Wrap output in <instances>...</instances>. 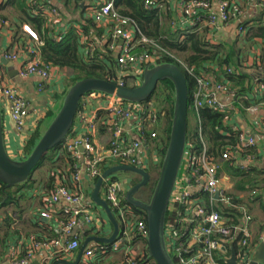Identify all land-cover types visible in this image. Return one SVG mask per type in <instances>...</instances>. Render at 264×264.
Segmentation results:
<instances>
[{
    "label": "built area",
    "instance_id": "built-area-1",
    "mask_svg": "<svg viewBox=\"0 0 264 264\" xmlns=\"http://www.w3.org/2000/svg\"><path fill=\"white\" fill-rule=\"evenodd\" d=\"M115 4L116 0H95V5L89 9L95 22L98 25H104L109 34H112L108 45L112 53L115 54L119 41L124 43L118 55L115 54L120 67V79L117 84L126 87V81L122 78L131 76L132 79L129 82L139 85L145 69L160 65L162 55H170L156 41L140 33L133 20L120 15ZM144 4L148 9L160 7L154 0H144ZM211 5L209 0H183L181 12L189 22V27L185 31H199L203 27H207L212 32L219 31L225 26L236 23L242 16L241 9L227 1H220L217 14L212 13ZM43 15L50 22L53 21L55 24L60 22L61 15L56 8L45 9ZM1 24L4 23L0 21V30ZM237 26L238 37L245 35L246 28L241 26V23ZM22 28L29 38V44L15 51L6 46H0V57L10 62L21 60L22 65L18 76L22 81L37 78L36 92L41 95L50 87L55 74L60 70L43 61L41 48L44 44L39 34L29 24H24ZM59 38L61 39V36ZM84 42L87 47L86 54L93 56L96 49L90 42V38L85 37ZM182 65L196 80V90L193 94V109L196 112L205 108L230 114L236 111L234 92L226 80L217 82L215 76L207 72L196 75L194 68ZM258 70L264 72V63H258ZM227 73L232 74L233 70L229 69ZM222 95L231 96L233 103H222L220 100ZM0 99L1 103L8 105L11 120L18 134H22L32 117L30 101L18 87L7 83L2 75ZM81 103L82 109L78 111L75 123L78 122L85 129L86 134L83 137L69 134L65 141L66 151L78 163L77 172L74 175L76 191L71 192L67 187L60 185L49 198L51 204H57L60 201L68 203L70 208L67 212L70 219L62 225L63 233L60 239L50 244L36 242L25 256H20L18 250H10L8 253L10 264H30L34 250L41 247L58 248V253L55 254L58 258L67 257L80 247V236L75 233V230L82 225H93L92 206L88 207L83 203L82 171L88 178L95 180L102 175V167L109 163L122 162L124 165L146 170L159 163L160 158L156 148L160 135L154 129L160 125V120L158 111L152 103H125L115 96L100 93L88 94ZM245 110L250 114L264 116V101L251 104ZM34 113L37 116H35L36 119L34 117L35 122L30 123V126L35 131L40 122V112L35 110ZM100 113L106 114L103 125L112 134V139L107 146L97 143ZM132 120L136 122L137 140H129L125 135V125ZM231 122V129L238 135L239 143L233 153L228 151L224 154V159L236 160L243 153L245 161L251 162L256 139L239 131L231 125ZM207 151L208 146L204 144L202 152L195 155L191 152V147L187 145L170 202V208L176 211L177 217L174 222L166 224L167 250L178 264H228L231 258L230 245L234 244L236 264H250L256 249L251 230L253 216L244 206L238 205L235 197L223 186L220 176L222 166L208 160ZM241 169L246 168L241 167ZM121 193L122 187L118 182H112L105 187L106 200L124 229L134 228L142 238L148 239L147 224L144 221L129 219L130 211L124 206ZM217 205L231 208L244 216L238 224L227 225L226 220L216 209ZM41 216L51 218L47 211ZM123 240V238L118 239L114 248L122 245ZM258 242L259 244L264 242V225ZM109 251L108 246H98L87 251L86 257L105 255ZM139 257L133 252H127L122 264H139L141 259ZM148 264L154 263L152 261Z\"/></svg>",
    "mask_w": 264,
    "mask_h": 264
},
{
    "label": "trees",
    "instance_id": "trees-1",
    "mask_svg": "<svg viewBox=\"0 0 264 264\" xmlns=\"http://www.w3.org/2000/svg\"><path fill=\"white\" fill-rule=\"evenodd\" d=\"M51 1L53 2H49L48 0H0V21L4 23L1 24L2 28L12 34V40L18 46L28 42L22 28L24 24H29L39 34L44 44L41 48L43 61L66 72V86L64 85L61 95L57 93L55 98L63 102L66 93L73 85L88 78H98L118 83L120 79V67L117 64L116 55L108 49L112 34L110 33L104 37V28L102 29L91 15L88 17L85 16L87 10L86 6L85 8L83 7L85 0ZM227 2L233 4L230 1ZM115 5L120 15L133 20L140 33L156 41L170 55H162V61H159L160 64H174L185 75L190 94L187 145L191 147V152L199 155L198 153L202 152L203 146L206 144L208 146L207 159L214 164L223 165L225 169H230L229 165L234 159L226 160L224 159V154L228 151L233 153L234 148L239 143L238 135L232 131L230 126L232 113H222L210 108L196 112L193 109V94L196 90V80L187 72L182 64L187 65L189 68H194L196 75L207 72L214 75L217 82H221L223 79L226 80L234 92L235 98L239 96L245 98V96L249 95L252 92L253 85L250 74L246 72L248 68L245 67V64L247 56L250 55L254 47L260 45L261 52L264 54V0H260L256 5L261 9L260 15L252 21H255L256 27L250 26L248 28L252 22L241 23V26H244L248 31L246 38L240 39L238 37L234 42H222L219 45L213 44L207 39L208 33L210 32L207 27H203L199 31H174L171 24L173 13L169 9H148L144 4V0H116ZM48 8H56L59 10L61 18L58 24H55L53 21L50 22L43 15L44 10ZM63 25L67 26V28L65 27L66 30H64ZM59 36H61V39ZM85 37H89L90 42L95 46L96 50L93 56L86 54ZM100 41L101 44L99 43ZM229 69L233 70L232 74L227 73ZM122 79L126 81V87L134 88L138 86L137 84L129 82L132 79L131 76ZM262 85L264 86V79L262 80ZM86 97L87 95L81 102ZM261 101H264V96ZM149 103H152L156 111H158V119L160 120V125L154 129L160 135L156 148L160 160L157 165L151 166L148 170L150 174L156 170L155 172L158 174L157 178H151V183L142 189L138 195V199L144 203H149L152 198L160 176L162 162L169 145L175 103L173 84L170 81L159 83L152 97L144 104ZM243 103L248 104V100L243 99ZM81 109L82 103L80 104L79 111ZM57 112L58 110L56 113L51 114V120ZM105 117V113H100L99 133L107 129L103 125ZM192 119L195 120L194 125L191 124ZM73 129L74 127L70 135L74 133ZM41 137L42 132L39 130L36 137L28 142L25 158L31 154ZM60 161L65 162L72 174L77 172L78 163L66 151L65 142L51 150L40 162L35 171L37 172L47 166L53 172L52 174H56L57 184L59 185L53 189L52 193L60 185L64 186L62 180H60L62 177L61 172L53 169ZM115 165L124 164L122 162L106 164L101 169L102 173L107 167ZM112 182L120 183L117 176L112 177L107 183L105 182L103 189H105L107 184ZM35 184L36 181L32 175L31 179L25 184L7 190L8 199L3 205L2 202L4 201L5 195L1 191L0 209H19V204L21 201H24V197L27 195L26 192L24 193V190L26 191L34 187ZM0 185L4 187L3 184L0 183ZM230 194L235 197L238 205L244 206L251 212V206L248 202L241 199L236 193ZM120 196L124 206L130 211L129 219L131 221H144L147 224L145 215L127 204L123 192ZM216 209L220 212L224 220H226L227 225L238 224L244 216L242 213L222 205H217ZM176 217V211L169 208L166 224L174 222ZM69 219L70 216L67 221ZM258 245L259 243L254 238V246ZM2 247L4 250L5 246L2 245ZM139 259V264H148L150 262L147 241H144V247ZM173 260L175 264H178L177 260Z\"/></svg>",
    "mask_w": 264,
    "mask_h": 264
},
{
    "label": "crops",
    "instance_id": "crops-1",
    "mask_svg": "<svg viewBox=\"0 0 264 264\" xmlns=\"http://www.w3.org/2000/svg\"><path fill=\"white\" fill-rule=\"evenodd\" d=\"M48 1L53 2L51 0ZM154 1L158 6H160V9H169L171 13H173L171 22L173 30L176 32L178 30L181 32H185V30L189 27V22L181 12L183 0ZM160 1H162L161 4H163V6L159 4ZM209 1H211L212 3V13L217 14L219 12V3L223 0ZM225 1H230L233 4L239 6L242 11V16L236 23L230 26H225L219 31H210L208 33L207 39L213 44L219 45L222 42H234V40L238 38V23H251L260 15L261 12V9L256 6L260 0ZM94 5L95 0H85V4L83 5V7H87V10L85 12L86 17L92 14L89 8ZM99 26L102 29L104 28V25ZM250 26L256 27L255 21L252 22L248 26V28ZM65 27L67 28L66 25H63V28ZM66 28L64 30H66ZM104 30V37H106L109 35V32L105 28ZM247 33L248 31H246L245 35L240 36V39L246 38ZM27 40V43L18 46L15 44L14 40H12V34H10L9 31L3 28H1L0 30V46H6V48L8 47L12 51L28 45V37ZM99 43L101 44V41ZM123 45V41L118 42V48L115 52L116 55H118ZM261 50L262 49L260 45L254 47L253 51H251L250 55H248L246 58L245 67L248 68L246 72L251 76L253 85L252 92L249 95L245 96V98H241L239 96L238 98L234 99L236 111L232 113V117L230 119V121H232L231 125L238 128L239 131L255 137L256 146L253 149V160L251 162H246L245 155L241 153L239 157L229 165L230 169H225V167L221 165L222 168L220 170V176L222 178L223 186L228 190V192L233 194L236 193L241 199H244L251 206L250 213L252 214L254 220L251 226V230L253 233V237L256 238V242L259 241V237L263 231L264 225V116L259 114H250L245 109L251 104H255L256 102L261 101L264 96V86L262 85L264 72L258 70V63H264V54L263 52H261ZM11 63L13 64L12 67L1 68V75L5 78L7 83L20 89L22 94L30 101L32 107V117L28 121L27 126L25 127V130L22 132V134H18L16 127L11 120L9 107L6 103L2 102L6 148L10 157H12L14 160L20 161L26 159V147L28 145V142L36 137V134L39 130H41L43 135L45 130L54 119L53 118L51 120V114L56 113L57 110L59 111L62 102L59 99L55 98V95L57 93L61 95L64 89L66 72L63 70L58 71L55 74L54 80H52L50 87L46 90L44 95L43 93L41 95H38L36 92L38 79L34 77L32 79L22 81L18 76L22 61L19 60ZM11 73H13L12 76H10ZM52 95H54V97ZM243 99L248 100V104H244ZM220 100L224 104L233 103L231 96L222 95L220 97ZM35 110H38L40 112V122L38 128L34 131L32 126H30V123L33 124L35 122L34 117L37 116L34 113ZM75 124L76 125H74L73 134H76L80 137L85 136V129L80 126L78 122ZM191 124H195L194 119L191 120ZM125 135L129 140H137L138 131L136 122L134 120L126 123ZM111 139L112 134L108 129H106L105 131L98 133L97 143L102 146H107ZM241 167H245L246 169L242 170ZM109 168L111 167H107V169ZM53 169H56L57 172H61L62 177L61 179H59L62 180V184L71 192H75V173L72 174L70 172L65 162L60 161L57 165L54 166ZM52 173L53 172L49 169V167L46 166L33 174V178L36 181V184L32 188L26 191L24 190V193L26 192L27 195L26 197H24V201H21V203L19 204V209H0V264H10L8 260V253L12 249L18 250L20 256H25L26 252L31 250L36 242L50 244L53 241L61 238L63 233L62 225L70 216L67 212L70 208V205L65 201H60L57 204L50 203L49 198L51 197V193L53 189H55L56 186L59 185L57 184L56 174ZM117 178L120 181L122 192L124 193L125 197L129 188L134 185V178H138L135 183L140 181L139 177L128 174H118ZM95 184V180L88 178L84 171L81 172V190L83 194V203L88 207L92 206L93 225H82L75 230V233L79 234L80 236V247L74 253L63 258H58L55 256V254L58 253V248H38L34 250V254L30 261V264H54L57 261L74 263L77 260L79 251L86 239L92 237L109 238L112 235L113 227L106 217L105 212L97 207L91 198ZM3 188L4 187L0 185V192H3ZM101 196L106 200L105 189L102 190ZM6 201L7 199L5 195L2 205ZM45 211H47L51 215V218H45L41 216V214ZM120 226L122 231V234L120 236L123 235V237L121 238L124 239L122 245L114 248L116 243L115 242L113 245H107L108 247H110L109 253L87 258V251L95 249L98 246H106L93 242L88 246V249L85 252L80 264H122L127 255V252H133L135 253V255L140 256L144 247V241H147V239L142 238L138 231L134 228L125 230L121 223ZM99 233L100 235H98ZM2 245L5 246L4 250ZM150 262L152 261L150 260Z\"/></svg>",
    "mask_w": 264,
    "mask_h": 264
},
{
    "label": "water",
    "instance_id": "water-1",
    "mask_svg": "<svg viewBox=\"0 0 264 264\" xmlns=\"http://www.w3.org/2000/svg\"><path fill=\"white\" fill-rule=\"evenodd\" d=\"M13 64L0 57V77L2 67H12ZM13 73L10 74L12 76ZM18 75V73H17ZM136 76V74H132ZM170 81L174 86L175 103L169 145L162 162L160 176L156 183L149 203L138 199L140 191L151 183L150 172L139 167L118 165L105 170L97 179L91 198L94 204L105 212L113 233L109 238L92 237L85 240L74 263L57 261L54 264H80L88 246L91 243L113 245L122 234L119 220L109 203L102 198L105 182L118 174L126 173L140 178L126 193L129 206L145 215L149 236L147 239L148 256L154 264H175L166 245V222L170 208L171 197L179 177L187 149L188 119L190 109V94L188 82L183 72L174 64H160L144 70L140 84L134 88L122 87L115 82L98 78H88L77 82L66 93L56 116L45 130L31 154L24 160H14L10 157L5 141L4 117L0 99V183L8 199L7 190L16 188L28 182L35 173L40 162L47 154L66 141L80 108L82 99L91 93L115 96L125 103L142 104L147 102L156 91L159 83ZM83 151V149H81ZM218 199L219 196L217 195ZM231 258L228 264H236V250L230 245ZM250 264H264V242L255 249Z\"/></svg>",
    "mask_w": 264,
    "mask_h": 264
},
{
    "label": "rangeland",
    "instance_id": "rangeland-1",
    "mask_svg": "<svg viewBox=\"0 0 264 264\" xmlns=\"http://www.w3.org/2000/svg\"><path fill=\"white\" fill-rule=\"evenodd\" d=\"M66 84V82L64 83V85ZM66 86V85H65ZM46 92V91H45ZM44 92V93H45ZM44 93H43V95H44ZM42 95V96H43ZM46 95V94H45ZM53 97H54V95H52ZM51 97V96H50ZM52 98V97H51ZM156 171V170H155ZM155 171H153L150 175H151V178H154V179H156L157 178V176H158V174H157V172H155ZM119 175H127L126 173H122V174H119ZM138 180V178H134V184H136L135 183V181H137Z\"/></svg>",
    "mask_w": 264,
    "mask_h": 264
}]
</instances>
